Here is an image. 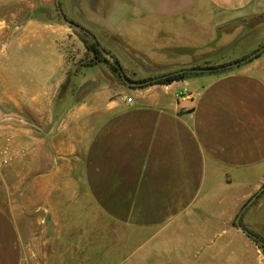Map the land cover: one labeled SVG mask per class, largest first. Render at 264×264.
<instances>
[{"label": "crops", "instance_id": "1", "mask_svg": "<svg viewBox=\"0 0 264 264\" xmlns=\"http://www.w3.org/2000/svg\"><path fill=\"white\" fill-rule=\"evenodd\" d=\"M260 14L264 0H119L100 24L153 61L220 48L232 61L246 23L227 25ZM25 28L37 44L16 59L25 99L13 103L35 106L28 125L0 129V264H245L228 255L245 237L233 221L264 185V50L119 95L112 70L67 59L65 28ZM52 104L73 105L58 116ZM3 157L29 180L7 182Z\"/></svg>", "mask_w": 264, "mask_h": 264}, {"label": "rangeland", "instance_id": "2", "mask_svg": "<svg viewBox=\"0 0 264 264\" xmlns=\"http://www.w3.org/2000/svg\"><path fill=\"white\" fill-rule=\"evenodd\" d=\"M117 1L119 0H60L64 14L67 18L90 29V31H92L101 41V45L106 48V50H110L111 53L108 51L110 56L107 57L113 61L115 56L119 60V66L123 68L124 73L132 82H138V80L146 79L150 76L179 69L181 67L231 62L222 59L223 56L225 58L226 55H223L225 52H222L223 49L221 48L218 50L219 52L214 51V54L212 55L206 53L204 57L207 60L205 61H203L202 58L185 62L174 60L153 61L148 59L146 55L138 53L131 47L127 46L122 38H119L116 35H111L110 32L101 27L100 21H102V17L117 4ZM31 20L55 22L57 25L61 26V28H65L70 32L64 40L59 42L61 50L65 53L69 61L77 65H85L92 56V54L87 51L84 42L74 29L75 26L62 20L59 15L56 0H0V129L5 128L4 125H7V128L12 127L13 125H10L12 122L27 124V120L30 117V107L35 106V104L13 103L15 96L19 101L25 99L23 93L14 91L16 75L20 74L17 72V65L20 62L18 60L16 61V59L19 58L18 56L21 51L22 53L30 52L33 44H37L36 41L34 42L33 40L24 37L26 36V23ZM258 21H264V14L257 16V20H250L249 18L243 20L239 18L233 20L227 25L231 28L235 24L246 23L241 35L229 46L231 55L236 54L243 56L250 54L255 48L264 45V26L256 27ZM250 33H253L256 38L251 49L249 41L247 40V35ZM249 38L254 39L252 36ZM245 50L247 51L244 52ZM111 54H113V56ZM98 64L103 68L112 70L108 61L103 60ZM113 74H115L117 78L116 84L120 95V90L123 88L127 89L130 85L123 79L121 73L118 74L113 71ZM129 98L132 97L128 96V101ZM52 105L57 107L56 115L59 116L63 109L66 110L67 107L73 104ZM2 131H4V129ZM0 138L2 139L3 135L0 134ZM6 142H8V140H3L1 144L3 143L4 145ZM17 156L20 155L17 154ZM14 159V157H3L2 172L5 176V180L7 182L19 180L25 182L29 180L28 172L25 169L27 168L25 162L17 165L10 164ZM8 166L11 167L8 169ZM15 168L21 171L23 170L22 175L18 173L20 177H13V173L15 175V172H18L15 171ZM233 223L239 228L236 220H234ZM240 223L246 229L264 238V190L261 191L259 196L245 209L240 219ZM241 231L245 236H242L244 238L231 237V245L233 246V244H235L239 248V252L237 254L230 252L228 255L229 259L245 262V264H264V247L260 246L242 229ZM242 233L241 235H243ZM224 239L225 237L216 238V242L223 241Z\"/></svg>", "mask_w": 264, "mask_h": 264}, {"label": "trees", "instance_id": "3", "mask_svg": "<svg viewBox=\"0 0 264 264\" xmlns=\"http://www.w3.org/2000/svg\"><path fill=\"white\" fill-rule=\"evenodd\" d=\"M74 29L76 30V32L78 33V35L80 36L82 41L84 42L87 51L92 54L91 58L86 62V64H85L86 66L94 65V64H97L100 61L104 60V61H108L110 63L112 71H114V72H116L118 74L121 73L120 72V68H119V60L114 56V60L111 61L107 56L104 55L103 50L104 49L106 50V48H104L101 45L100 40L97 38V36L92 31H90V29L87 28L88 32L83 31L82 29H78L76 27H74ZM262 46H264V45H262ZM260 47L261 46L255 48L252 52L258 50ZM107 51L110 52V50H107ZM252 52H250V54ZM111 55L113 56V54H111ZM248 55L249 54L243 55V56H241V57H239V58H237V59H235V60H233L231 62H227V63L204 64V65H200L199 64V65H193V66H190V67H181L179 69L185 68L186 71L177 72L176 70H179V69H175V70L163 72V73H160V74H157V75H154V76H150V77H148L146 79L138 80V82H144V81L148 80V82L143 84V85L152 84V83H165V84H167V83L173 82L174 80L184 79L186 77H190L192 75H195V74H198V73L202 72V71L195 70V68L210 67L211 70H219L221 68H227V65L229 63L240 61V60H242L243 58H245ZM257 55H259V53ZM250 59H253V58H250ZM248 235L250 237H252L260 246L264 247V242H261V240L264 241V238H262L261 236H259L258 234L254 233V232H251V234H248Z\"/></svg>", "mask_w": 264, "mask_h": 264}, {"label": "water", "instance_id": "4", "mask_svg": "<svg viewBox=\"0 0 264 264\" xmlns=\"http://www.w3.org/2000/svg\"><path fill=\"white\" fill-rule=\"evenodd\" d=\"M57 2V6H58V11H59V15L61 16L62 20L69 23L70 25L72 26H75L77 28H80L82 29L83 31H86L88 32L87 28L80 25L79 23L75 22L74 20H71L69 18H67V16L64 14V11H63V8H62V5H61V2L60 0H56ZM262 50H264V46H261L258 50L252 52L251 54H249L248 56H246L245 58H243L242 60L240 61H236V62H232V63H229L227 65V67H230V66H235V65H238L242 62H245L247 60H249L250 58H253L255 57L258 53H260ZM104 54L106 56H110V53L107 51V50H103ZM114 60V59H113ZM120 68V71H121V74H122V77L123 79L128 83V84H135V85H142V84H145L148 82V80L144 81V82H132L127 76L126 74L124 73L123 71V68L121 66H119ZM195 70L197 71H206V70H211L210 67H205V68H195ZM177 72H180V71H186L185 68H182V69H179V70H176ZM155 79V78H154ZM264 190V185L255 193L253 194V196L242 206L241 210L239 211L238 215H237V218H236V223L238 224V226L247 234H251V232L246 229L241 223H240V219L243 215V212L245 211V209L258 197V195L260 194L261 191ZM261 242H264L263 240H261Z\"/></svg>", "mask_w": 264, "mask_h": 264}, {"label": "built area", "instance_id": "5", "mask_svg": "<svg viewBox=\"0 0 264 264\" xmlns=\"http://www.w3.org/2000/svg\"><path fill=\"white\" fill-rule=\"evenodd\" d=\"M132 100V98H129V101H131Z\"/></svg>", "mask_w": 264, "mask_h": 264}]
</instances>
